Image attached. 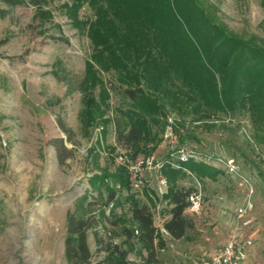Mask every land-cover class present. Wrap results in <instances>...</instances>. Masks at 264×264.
Returning a JSON list of instances; mask_svg holds the SVG:
<instances>
[{"label": "rangeland", "instance_id": "rangeland-1", "mask_svg": "<svg viewBox=\"0 0 264 264\" xmlns=\"http://www.w3.org/2000/svg\"><path fill=\"white\" fill-rule=\"evenodd\" d=\"M209 1L216 5L218 19L228 30L264 38V0ZM65 4L70 5L71 0H44L41 8L48 14L38 18L34 7L10 8L0 0V9L5 11L0 14V264H66L63 240L69 211L82 214L87 210L83 215L97 221L87 231L93 261L103 255L97 238L107 240L111 230L131 220L128 203L115 208L106 205L107 185L91 184L93 175L111 173L121 166L128 172L117 161L119 154L133 157L129 149L117 145L113 123L106 122L118 105L113 92H109L106 113L87 130L80 121L81 88L91 45L82 26L68 16ZM90 15L89 8L82 6L76 20ZM102 77L109 80L110 75L103 73ZM88 91L97 97L96 89ZM58 118L70 129L71 140L59 127ZM168 118L182 128L180 135L194 136L183 141L198 152L209 153L211 165L221 168L224 175L216 182L204 181L202 210L187 213L194 227L184 237L173 239L161 231L165 246L155 244L161 264H195L184 255L213 251L226 242L234 209L247 187L226 173L218 157L232 158L238 173L252 186V209L247 214L251 223L246 231L253 235L254 245L249 261L264 263V145L252 143L248 119H225L228 128L205 130L199 122L170 112L158 135L160 141L154 147L151 142L147 145L153 147L151 153L136 157L161 159L168 153ZM58 138L70 150L63 163L53 142ZM191 184L186 179L184 187ZM108 185L114 186L110 181ZM161 213L163 219L169 218L168 207ZM108 219L116 220L117 226ZM162 221L153 222L158 230ZM145 255L139 245L128 254L139 264Z\"/></svg>", "mask_w": 264, "mask_h": 264}, {"label": "trees", "instance_id": "trees-1", "mask_svg": "<svg viewBox=\"0 0 264 264\" xmlns=\"http://www.w3.org/2000/svg\"><path fill=\"white\" fill-rule=\"evenodd\" d=\"M2 1L10 8L34 7L38 18L48 14L41 8L44 0ZM65 5L68 16L82 26L91 45L81 88L80 121L85 130L106 113L111 91L119 100L106 122L113 123L117 145L129 149L133 158L151 153L170 112L199 122L205 130L228 128L225 119L247 118L252 143L264 145V38L228 30L209 0H71ZM85 5L91 15L76 20L78 10ZM0 14L5 11L0 9ZM103 73L110 75L109 80ZM88 89H96L98 98ZM57 120L71 140L70 129L62 119ZM185 137L194 138L183 134L180 142ZM53 142L63 163L70 150L62 138ZM150 142L153 147L148 149ZM164 157L171 159L168 153ZM178 162L180 168L170 163L161 168L168 184L163 198L171 205L163 229L173 239L184 237L194 227L185 213L192 187L180 184L188 177L183 168L200 180L217 181L224 175L221 168L193 159ZM90 180L92 185H107L106 205L115 208L128 203L131 220L111 230L107 240L97 238L103 255L93 261L87 231L97 221L83 215L87 210L82 214L69 211L63 240L66 264H139L128 256L138 245L146 251L141 264H161L155 244L165 246L162 232L154 226L149 206L130 192L126 168L93 175ZM108 180L114 186L110 187ZM108 220L117 226L116 220ZM114 238L121 239L115 242Z\"/></svg>", "mask_w": 264, "mask_h": 264}, {"label": "built area", "instance_id": "built-area-1", "mask_svg": "<svg viewBox=\"0 0 264 264\" xmlns=\"http://www.w3.org/2000/svg\"><path fill=\"white\" fill-rule=\"evenodd\" d=\"M168 123L165 137L169 138L168 155L171 159L168 160L165 157L161 159L153 157L127 159L123 154L117 156V161L128 168L130 191L140 200H145V202H142L149 206L153 222L155 220H163L162 223L168 218L163 219L161 212L164 208L168 207L169 209L171 207L163 198L167 193L168 184L161 172L162 166L165 163H170L172 167L180 168L178 161L183 162L188 159L211 165V155L209 153L198 152L186 141L180 142L179 136L182 128L173 123L170 118H168ZM174 159L178 161H174ZM216 160L224 165L226 173L232 177H237L240 180V184L247 187V191L243 196L242 202L234 209L233 228L226 242L213 251L202 250L196 254L184 255V259H192L195 264H252L249 261V256L254 245V237L246 231V228L251 223V219L247 218V214L252 209V186L246 177L238 173L232 158L218 157ZM212 165L216 166L215 164ZM183 169L192 181V190L186 197L188 205L185 213L198 214L202 210L204 198L203 183L205 180H200L189 170ZM153 183L156 184L153 185ZM152 190L155 192H152ZM160 231L167 234L163 229V224L160 227Z\"/></svg>", "mask_w": 264, "mask_h": 264}, {"label": "crops", "instance_id": "crops-1", "mask_svg": "<svg viewBox=\"0 0 264 264\" xmlns=\"http://www.w3.org/2000/svg\"><path fill=\"white\" fill-rule=\"evenodd\" d=\"M186 179H190V178L187 177ZM186 179H184V180L181 181V183H180L183 187H184V183H185ZM190 180H191V179H190ZM204 180H207V181H208V179H204ZM209 181H210V180H209ZM217 181H218V180H217ZM213 182H216V181H213ZM191 185H192V184H191ZM212 232H215V231L213 230ZM212 232H211V236H210V238L214 237Z\"/></svg>", "mask_w": 264, "mask_h": 264}]
</instances>
